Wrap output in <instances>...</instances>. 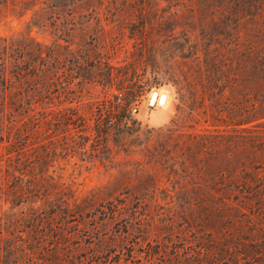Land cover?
Masks as SVG:
<instances>
[{
    "label": "rangeland",
    "instance_id": "obj_1",
    "mask_svg": "<svg viewBox=\"0 0 264 264\" xmlns=\"http://www.w3.org/2000/svg\"><path fill=\"white\" fill-rule=\"evenodd\" d=\"M41 1L0 0V38L46 45L57 88L0 114V264H264V208L187 205L181 166L196 132L250 126L237 114L255 113L264 0H75L49 20ZM216 63L233 80L211 98ZM110 104L127 110L99 122Z\"/></svg>",
    "mask_w": 264,
    "mask_h": 264
},
{
    "label": "trees",
    "instance_id": "obj_2",
    "mask_svg": "<svg viewBox=\"0 0 264 264\" xmlns=\"http://www.w3.org/2000/svg\"><path fill=\"white\" fill-rule=\"evenodd\" d=\"M74 1L43 0L40 2V9H47V13H50L47 20L55 15L58 18L61 13L69 16L72 14L70 7ZM7 2L8 0H3V3ZM14 4L16 3L12 2L13 6ZM259 51L264 52L262 48ZM47 56V46L35 41L28 33L25 36L0 38L1 115L37 112V109H43L42 105L47 103V99L56 97V84L50 82L47 85V75L44 74L47 72ZM261 60L256 82V105L253 106L255 113L249 117L248 110H238L237 114L238 125L250 126L232 132L226 129H207L190 137L192 159L189 164H184L183 161L181 166L191 170L190 180L193 190L196 191L187 205L217 209L264 208V56H261ZM214 67L209 88L211 98L219 93L223 94L233 80L225 73L226 64L216 63ZM119 89L124 90L127 96L140 93L139 89L134 92L126 84H120ZM197 92L198 88L195 86L194 99L197 98ZM126 110L127 106L121 108L110 104L104 112L98 114V120L117 121L121 111ZM209 117L214 120L223 119L217 110L211 111ZM226 117L230 119L228 115ZM38 124H41L40 121H37ZM102 133L101 129L97 132L98 140L104 138ZM17 153L20 151L17 150ZM63 203L67 206L63 211L65 216L73 218L74 214L68 208V202ZM71 258H74V254L65 255L63 259Z\"/></svg>",
    "mask_w": 264,
    "mask_h": 264
},
{
    "label": "bare ground",
    "instance_id": "obj_3",
    "mask_svg": "<svg viewBox=\"0 0 264 264\" xmlns=\"http://www.w3.org/2000/svg\"><path fill=\"white\" fill-rule=\"evenodd\" d=\"M163 91V90H162ZM162 91H160V92H158V93H156L155 94V96H154V99H153V102L155 103V102H157L158 104H166L167 102V98H166V94L164 93V92H162ZM152 97H153V95H152ZM152 97H151V99H150V102H151V100H152ZM159 97L161 98L162 97V100L160 101V99H159ZM155 100V101H154Z\"/></svg>",
    "mask_w": 264,
    "mask_h": 264
}]
</instances>
